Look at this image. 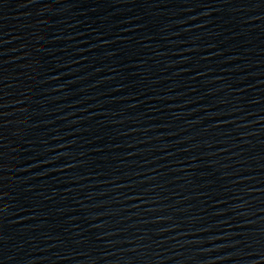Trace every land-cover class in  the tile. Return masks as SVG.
Instances as JSON below:
<instances>
[{
    "label": "water",
    "instance_id": "1",
    "mask_svg": "<svg viewBox=\"0 0 264 264\" xmlns=\"http://www.w3.org/2000/svg\"><path fill=\"white\" fill-rule=\"evenodd\" d=\"M0 264H264V0H0Z\"/></svg>",
    "mask_w": 264,
    "mask_h": 264
}]
</instances>
